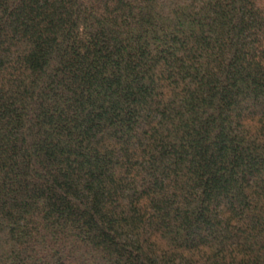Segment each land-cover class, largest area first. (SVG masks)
Wrapping results in <instances>:
<instances>
[{"label": "trees", "instance_id": "trees-1", "mask_svg": "<svg viewBox=\"0 0 264 264\" xmlns=\"http://www.w3.org/2000/svg\"><path fill=\"white\" fill-rule=\"evenodd\" d=\"M0 264H264V0H0Z\"/></svg>", "mask_w": 264, "mask_h": 264}]
</instances>
